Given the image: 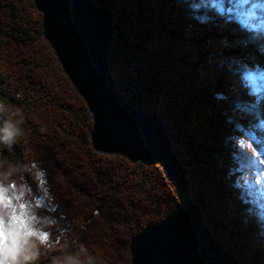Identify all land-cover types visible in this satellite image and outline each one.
Returning <instances> with one entry per match:
<instances>
[{"label": "rangeland", "instance_id": "374dc122", "mask_svg": "<svg viewBox=\"0 0 264 264\" xmlns=\"http://www.w3.org/2000/svg\"><path fill=\"white\" fill-rule=\"evenodd\" d=\"M92 1L110 9L116 28L115 85L161 119L202 223L243 264H264V37L246 34L255 30L239 16L199 22L211 15L207 0ZM235 44L250 50L234 54ZM0 74L13 97L0 101L23 114L25 179L59 221L51 238L66 229L60 244L83 246L91 264H131L132 236L181 203L175 183L160 163L93 149L91 114L44 39L33 0H0Z\"/></svg>", "mask_w": 264, "mask_h": 264}, {"label": "water", "instance_id": "95a60500", "mask_svg": "<svg viewBox=\"0 0 264 264\" xmlns=\"http://www.w3.org/2000/svg\"><path fill=\"white\" fill-rule=\"evenodd\" d=\"M42 34L91 114L93 149L145 165L160 163L181 203L148 222L129 242L131 264H243L202 223L185 171L158 115L141 111L118 91L108 65L114 34L108 8L92 0H33Z\"/></svg>", "mask_w": 264, "mask_h": 264}, {"label": "clouds", "instance_id": "9594fccd", "mask_svg": "<svg viewBox=\"0 0 264 264\" xmlns=\"http://www.w3.org/2000/svg\"><path fill=\"white\" fill-rule=\"evenodd\" d=\"M207 5L211 15L199 17V22L219 18L229 24L239 16L255 30V34H246L264 37V0H207ZM22 122L20 109L12 110L0 101V148H10L23 135ZM35 166L32 162L31 167ZM29 167L17 166L0 155V264H37L43 254L52 252L58 254L50 256L49 264H91L83 246L72 251L67 243L60 244L66 229H58L61 236L51 238L59 221L37 205L35 192L25 179ZM40 172L46 175L44 169ZM42 194L49 201L53 199L47 189Z\"/></svg>", "mask_w": 264, "mask_h": 264}, {"label": "trees", "instance_id": "16d2710c", "mask_svg": "<svg viewBox=\"0 0 264 264\" xmlns=\"http://www.w3.org/2000/svg\"><path fill=\"white\" fill-rule=\"evenodd\" d=\"M96 5H98V4H96ZM98 6L108 8L107 6H102V5H98ZM115 30H116V28H115ZM249 50H250L249 46L241 45V44H235L232 48H230V52H232L234 54H239V55H243L246 53V51H249ZM0 97L2 100H9V101L13 100L12 95L9 93V91L7 89L5 79L1 74H0ZM130 103L133 104L135 102H130ZM1 152L4 156L11 158L12 162L14 164H16L17 166L24 165L22 163L23 162V155L21 152V148H20L19 144H17V142H15L10 148L7 146H3L1 148Z\"/></svg>", "mask_w": 264, "mask_h": 264}]
</instances>
